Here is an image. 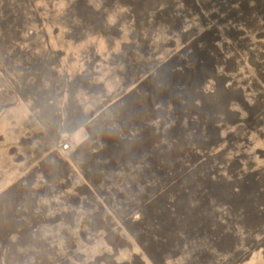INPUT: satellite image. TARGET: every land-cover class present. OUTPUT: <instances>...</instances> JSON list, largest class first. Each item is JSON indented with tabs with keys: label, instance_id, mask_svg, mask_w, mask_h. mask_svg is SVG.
Wrapping results in <instances>:
<instances>
[{
	"label": "rangeland",
	"instance_id": "1",
	"mask_svg": "<svg viewBox=\"0 0 264 264\" xmlns=\"http://www.w3.org/2000/svg\"><path fill=\"white\" fill-rule=\"evenodd\" d=\"M167 61L229 102L207 149L137 90ZM3 244L10 264H264V0H0Z\"/></svg>",
	"mask_w": 264,
	"mask_h": 264
},
{
	"label": "trees",
	"instance_id": "2",
	"mask_svg": "<svg viewBox=\"0 0 264 264\" xmlns=\"http://www.w3.org/2000/svg\"><path fill=\"white\" fill-rule=\"evenodd\" d=\"M171 62L167 61L159 64L155 68V71H152L149 77L138 86L137 90L141 91V94L149 96L156 103H160V109L162 110L170 106L171 115L168 117L169 122L173 120L177 122L181 117V113L186 114V116H195L196 119H194L196 121L189 119L187 126H190L193 122L203 123V137L205 138L197 140L195 138V142H193L194 150L207 149L215 143V138L218 135L217 130L219 129H217L218 123L221 121L223 123L225 120L221 116L232 114L227 108L229 102L225 103L224 98L218 92L215 74L213 76L208 74L206 77L212 86L215 85L214 91L202 93V89L200 88V82L202 80L200 77L202 74L201 71L194 69V62L187 63L189 64L188 67L183 66L182 69L172 65ZM164 67L169 68L168 73L170 76L168 75L169 77L167 78L161 76ZM148 81L152 85H147L143 89L144 85L148 84ZM160 109L158 111H161ZM157 119L159 120L156 122L154 128L157 131L156 133H161V126L167 120H163L162 116H158ZM194 136L196 135L193 134L190 138L193 139ZM171 144L173 145V142ZM3 248L5 257L4 262L0 260V264H10L8 259L12 256L15 258L17 252L11 245L4 246L3 244ZM34 264H39V262L35 261Z\"/></svg>",
	"mask_w": 264,
	"mask_h": 264
},
{
	"label": "water",
	"instance_id": "3",
	"mask_svg": "<svg viewBox=\"0 0 264 264\" xmlns=\"http://www.w3.org/2000/svg\"><path fill=\"white\" fill-rule=\"evenodd\" d=\"M207 84H208L210 87H212V84H211L209 81H207V82L204 84V87H207ZM231 86H235V84L232 83V84H230L229 87H231ZM243 94H244V91H243ZM244 95H245V94H244ZM218 127H219V129H224V130L227 129V126H225V125H223V124H219ZM18 211L20 212L19 209H18ZM36 230H37L36 228L31 227L32 234L36 235Z\"/></svg>",
	"mask_w": 264,
	"mask_h": 264
}]
</instances>
